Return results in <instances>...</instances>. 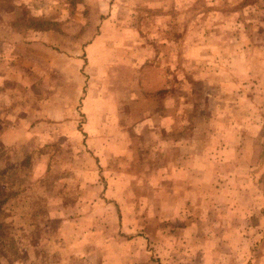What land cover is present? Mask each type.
Listing matches in <instances>:
<instances>
[{
	"label": "rangeland",
	"instance_id": "1",
	"mask_svg": "<svg viewBox=\"0 0 264 264\" xmlns=\"http://www.w3.org/2000/svg\"><path fill=\"white\" fill-rule=\"evenodd\" d=\"M36 7L49 52L0 85L33 138L0 145L37 222L0 264H264V0Z\"/></svg>",
	"mask_w": 264,
	"mask_h": 264
},
{
	"label": "crops",
	"instance_id": "2",
	"mask_svg": "<svg viewBox=\"0 0 264 264\" xmlns=\"http://www.w3.org/2000/svg\"><path fill=\"white\" fill-rule=\"evenodd\" d=\"M8 2L9 0H0V85L6 82L7 79L19 80L23 83L24 79L29 81L33 76V63L39 55L44 57L49 52L46 51L48 50V43L41 40L30 41L31 31L24 26L22 21L17 19L27 16L29 11L36 15L39 8L36 7L37 0H15V2L20 3L19 6H10ZM224 18L227 19V16L224 15ZM210 21L209 18L208 22ZM39 38L36 37V39ZM0 94L5 95L2 90H0ZM75 105L73 103L71 108L74 109ZM0 108H2V113H7L5 106L1 103ZM46 114V105H44L40 116L46 118ZM36 118L35 114L30 111L25 113L22 110L19 111L18 108L10 109L7 115L3 116L2 114L0 127V142L2 145L12 152L16 149L15 145L17 143L30 141L33 138L32 125L36 124Z\"/></svg>",
	"mask_w": 264,
	"mask_h": 264
},
{
	"label": "trees",
	"instance_id": "3",
	"mask_svg": "<svg viewBox=\"0 0 264 264\" xmlns=\"http://www.w3.org/2000/svg\"><path fill=\"white\" fill-rule=\"evenodd\" d=\"M80 1L84 2V0ZM35 151L37 150L34 149L27 154L21 166H26L27 159H30ZM21 169L23 168L21 167ZM0 173L4 186L3 189L6 191V193H0V232H7L8 236H14L13 240L19 237L23 242L27 237L31 236L26 234L28 222H30L31 226L37 222L29 201L26 203V199L31 198V196L36 197L37 192L34 194V191L37 189L35 184L26 182L24 175L11 171L8 164V154L1 145ZM26 204L27 207H25ZM0 247H3L1 243ZM31 248L34 252L38 250L36 241L31 244Z\"/></svg>",
	"mask_w": 264,
	"mask_h": 264
}]
</instances>
